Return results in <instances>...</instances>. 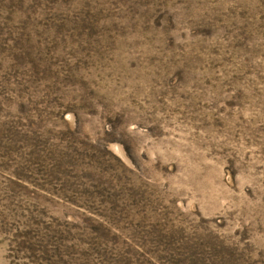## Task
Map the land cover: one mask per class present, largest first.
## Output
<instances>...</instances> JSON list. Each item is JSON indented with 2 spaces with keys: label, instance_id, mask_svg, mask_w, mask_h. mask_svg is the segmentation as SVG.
Here are the masks:
<instances>
[{
  "label": "rangeland",
  "instance_id": "374dc122",
  "mask_svg": "<svg viewBox=\"0 0 264 264\" xmlns=\"http://www.w3.org/2000/svg\"><path fill=\"white\" fill-rule=\"evenodd\" d=\"M0 264H264V0H0Z\"/></svg>",
  "mask_w": 264,
  "mask_h": 264
}]
</instances>
